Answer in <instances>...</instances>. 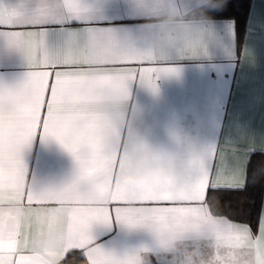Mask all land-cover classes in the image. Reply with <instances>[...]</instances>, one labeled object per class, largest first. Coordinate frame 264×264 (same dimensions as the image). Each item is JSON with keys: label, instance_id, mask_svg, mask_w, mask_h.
<instances>
[{"label": "snow or ice", "instance_id": "snow-or-ice-1", "mask_svg": "<svg viewBox=\"0 0 264 264\" xmlns=\"http://www.w3.org/2000/svg\"><path fill=\"white\" fill-rule=\"evenodd\" d=\"M64 7L75 15L83 11L79 0H64ZM56 14L54 8L40 12ZM0 35L23 49L32 68L22 86H0V264H68L70 253L86 264H141L145 255L159 261L174 250L177 236L193 231L264 242V230L253 233L250 225L228 221L209 203V187L240 182L234 163L225 159L213 168L193 160L181 167L151 150L145 154L151 163L138 170L134 157L141 143H118V111L105 106L121 103L129 80L155 89L161 73L152 61L131 50L111 58L113 37L101 33L72 34L66 48L50 52L38 23L2 7ZM37 135L54 139L71 155V180L37 182L27 160ZM113 223L151 233L157 247H108L100 235Z\"/></svg>", "mask_w": 264, "mask_h": 264}, {"label": "crops", "instance_id": "crops-1", "mask_svg": "<svg viewBox=\"0 0 264 264\" xmlns=\"http://www.w3.org/2000/svg\"><path fill=\"white\" fill-rule=\"evenodd\" d=\"M79 15L67 12L64 0H0V7L16 10L46 32L50 52L68 46L72 34L101 33L113 37L115 54L124 58L131 50L152 61L160 75L155 89L139 79L127 81L116 120L118 143L125 147L139 141L181 167L202 160L213 168L225 159L234 163L240 182L209 189L244 186L250 155L264 153V0L228 4L210 14V35L205 47L170 55L154 44L135 37L151 31L160 21L183 12L185 0H79ZM57 14L42 17L41 9ZM147 8V9H146ZM127 41V46H122ZM175 69L174 72L164 73ZM32 71L25 53L0 35V86L20 87ZM215 156V160H213ZM29 168L41 185L71 180L75 161L52 138L37 135L27 157ZM246 229L247 222L218 214ZM258 229L264 230V188ZM253 231V230H252ZM100 239L117 251L155 249L156 240L142 229L113 223ZM259 237L222 235L215 238L190 232L181 260L191 255L195 264H264V242ZM165 255L162 256V258ZM153 262L157 261L153 255ZM161 258V259H162Z\"/></svg>", "mask_w": 264, "mask_h": 264}, {"label": "clouds", "instance_id": "clouds-1", "mask_svg": "<svg viewBox=\"0 0 264 264\" xmlns=\"http://www.w3.org/2000/svg\"><path fill=\"white\" fill-rule=\"evenodd\" d=\"M227 0H185L183 12L173 14L158 23L151 31L135 37L136 40L150 42L160 50L170 55L184 54L189 48L203 49L210 33L212 23L208 13L221 10ZM127 41L122 46H127ZM109 112H117L120 103H110L105 106ZM142 149L135 153L138 170L147 167L151 162L145 159L147 151L153 150L148 145L140 142ZM184 241H178L177 252L165 255L155 264H195L191 255L181 260L178 253L182 251ZM141 264H154L152 256H142Z\"/></svg>", "mask_w": 264, "mask_h": 264}, {"label": "trees", "instance_id": "trees-1", "mask_svg": "<svg viewBox=\"0 0 264 264\" xmlns=\"http://www.w3.org/2000/svg\"><path fill=\"white\" fill-rule=\"evenodd\" d=\"M248 2L249 0H227L226 5ZM214 12L210 11L208 15ZM263 188L264 153L256 151L250 155L244 186L235 189H209L208 199L217 214L245 221L254 232L259 220ZM68 264H86V261L79 253H70Z\"/></svg>", "mask_w": 264, "mask_h": 264}]
</instances>
